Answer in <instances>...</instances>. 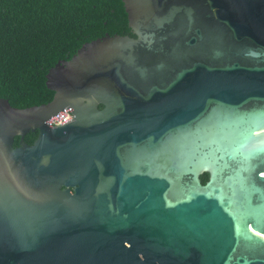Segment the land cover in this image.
I'll use <instances>...</instances> for the list:
<instances>
[{"label":"water","instance_id":"1","mask_svg":"<svg viewBox=\"0 0 264 264\" xmlns=\"http://www.w3.org/2000/svg\"><path fill=\"white\" fill-rule=\"evenodd\" d=\"M122 2L0 96V264H264V0Z\"/></svg>","mask_w":264,"mask_h":264},{"label":"trees","instance_id":"2","mask_svg":"<svg viewBox=\"0 0 264 264\" xmlns=\"http://www.w3.org/2000/svg\"><path fill=\"white\" fill-rule=\"evenodd\" d=\"M104 33L134 35L122 0H0V96L17 107L48 101V68Z\"/></svg>","mask_w":264,"mask_h":264},{"label":"built area","instance_id":"3","mask_svg":"<svg viewBox=\"0 0 264 264\" xmlns=\"http://www.w3.org/2000/svg\"><path fill=\"white\" fill-rule=\"evenodd\" d=\"M69 111L68 110H64L61 113H59L57 116H55L53 119H51L49 121V124H55L61 120H64L67 116H69Z\"/></svg>","mask_w":264,"mask_h":264},{"label":"flooded vegetation","instance_id":"4","mask_svg":"<svg viewBox=\"0 0 264 264\" xmlns=\"http://www.w3.org/2000/svg\"><path fill=\"white\" fill-rule=\"evenodd\" d=\"M52 125H53V124H52ZM30 131H34V130H30ZM25 133H26V132H25ZM25 133H24V134H25ZM36 133H37V132H36ZM24 134H23V136H22V140H23V141H25V140H24ZM35 136H36V134H35ZM35 136L33 137V139L35 138ZM14 137L17 138V143H18V135H15ZM33 139H32V140H33ZM32 140H31V142H32ZM25 142H27V141H25ZM31 142H27V143H31ZM17 143H16V144H17ZM16 144H15V145H16Z\"/></svg>","mask_w":264,"mask_h":264}]
</instances>
